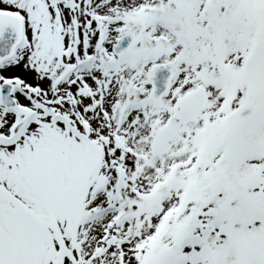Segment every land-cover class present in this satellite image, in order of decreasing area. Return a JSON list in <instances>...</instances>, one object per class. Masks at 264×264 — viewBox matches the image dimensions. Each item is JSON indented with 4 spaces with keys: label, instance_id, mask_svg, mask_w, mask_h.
I'll return each instance as SVG.
<instances>
[{
    "label": "snow or ice",
    "instance_id": "6c2138e0",
    "mask_svg": "<svg viewBox=\"0 0 264 264\" xmlns=\"http://www.w3.org/2000/svg\"><path fill=\"white\" fill-rule=\"evenodd\" d=\"M0 264H264V0H0Z\"/></svg>",
    "mask_w": 264,
    "mask_h": 264
}]
</instances>
